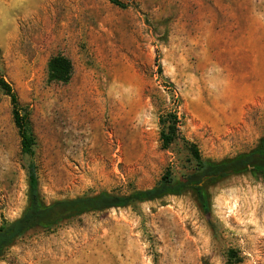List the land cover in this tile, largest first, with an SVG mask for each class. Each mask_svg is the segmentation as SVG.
<instances>
[{"label":"rangeland","instance_id":"obj_1","mask_svg":"<svg viewBox=\"0 0 264 264\" xmlns=\"http://www.w3.org/2000/svg\"><path fill=\"white\" fill-rule=\"evenodd\" d=\"M120 1L0 0V75L36 140L23 153L0 88V226L27 208L31 164L50 204L179 177L185 141L222 160L264 137V0ZM57 56L66 84L50 78ZM175 117L164 148L161 121ZM0 264H264V176L214 187L209 213L170 196L36 229Z\"/></svg>","mask_w":264,"mask_h":264},{"label":"trees","instance_id":"obj_2","mask_svg":"<svg viewBox=\"0 0 264 264\" xmlns=\"http://www.w3.org/2000/svg\"><path fill=\"white\" fill-rule=\"evenodd\" d=\"M113 5L125 8L120 0H108ZM161 68V66H160ZM50 78L54 82L68 83L72 75L70 61L57 56L49 63ZM0 88L9 96L13 108V120L21 138L23 153L34 154L36 146L31 122L27 111L21 108L19 97L12 85L0 75ZM163 129L161 140L164 148H169L177 139L178 118L171 123L161 121ZM189 151V169L177 177L168 170L160 181L152 188L134 190L128 194L103 192L96 195H84L46 203L40 191L36 167H29L28 206L20 218L0 226V259L5 252L13 247L28 232L42 229L50 231L89 213H99L110 209L134 207L138 204L163 200L170 196L191 195L199 208L209 213L211 210V190L220 183L246 173L264 176V137L249 152L241 153L222 160L204 159L195 144L185 141Z\"/></svg>","mask_w":264,"mask_h":264}]
</instances>
